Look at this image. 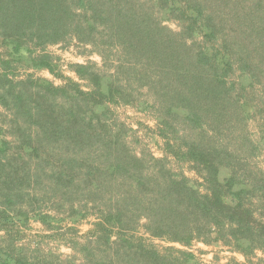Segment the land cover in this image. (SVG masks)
I'll list each match as a JSON object with an SVG mask.
<instances>
[{"label":"trees","instance_id":"1","mask_svg":"<svg viewBox=\"0 0 264 264\" xmlns=\"http://www.w3.org/2000/svg\"><path fill=\"white\" fill-rule=\"evenodd\" d=\"M58 44L102 65L66 75ZM119 106L157 120L162 156L134 149ZM260 118L264 0H0V264H35L20 245L31 219L91 215L69 263L198 264L196 242L264 263V125L248 133Z\"/></svg>","mask_w":264,"mask_h":264},{"label":"rangeland","instance_id":"2","mask_svg":"<svg viewBox=\"0 0 264 264\" xmlns=\"http://www.w3.org/2000/svg\"><path fill=\"white\" fill-rule=\"evenodd\" d=\"M168 24L177 29V25L172 22ZM49 50L61 57V68L66 75L75 77V74L68 70V64L70 62H86L92 60L99 65H102V59L98 54H84L80 53L81 48H77L74 44L64 46L61 44L52 45ZM37 76H44L52 79L56 84H61L62 80L53 76L48 70H32ZM25 72H22L24 74ZM117 118L124 121L131 129L129 140L132 142L134 149L138 152L141 149H148L155 156H162L164 147V139L157 132V120L150 114L142 110L135 109L131 106H119L114 107ZM264 125V118H260V121L250 120L248 122V133L252 138L259 136V129ZM255 161L264 167V149L260 151L255 157ZM188 175L194 176L192 172L186 171ZM96 221V217L91 215L86 219L81 220L78 223H74L70 220H64L59 226L53 229L46 228L42 222L31 219L27 228L22 229L23 239L20 245L26 248V255L28 256L29 263L35 264H83L82 256L77 253L75 257L71 258L69 263L68 257L74 253V250L66 245V240L71 237H76L79 241L83 242L85 235L93 228V224ZM74 227L76 232L73 233L71 228ZM131 235L137 238H142L147 243L154 244L158 249L163 250L169 245L175 247L185 248L178 243H169L167 241L150 237L145 231L140 228L135 230ZM196 242L190 248H187L194 252L198 257V264L202 263L201 247ZM207 245V244H206ZM222 252L226 251L224 249ZM220 252V251H219ZM214 253L212 250L205 253L206 255ZM213 256V255H212ZM223 258L225 254L222 255ZM211 261V259H208ZM212 264V263H211Z\"/></svg>","mask_w":264,"mask_h":264},{"label":"crops","instance_id":"3","mask_svg":"<svg viewBox=\"0 0 264 264\" xmlns=\"http://www.w3.org/2000/svg\"><path fill=\"white\" fill-rule=\"evenodd\" d=\"M201 247L202 253H207L208 251H213L214 253H208L207 257L211 259L212 264H228L230 260L235 259L239 262H246L247 258L242 255L241 253L234 252L231 249H229L226 246L223 245H206L204 243H198ZM224 249L226 251L222 252L221 250ZM220 251V252H219ZM223 254H225L223 258ZM213 255V256H212ZM263 254L259 251L257 252L256 256L251 258V261L248 264H264L260 262V259L262 258Z\"/></svg>","mask_w":264,"mask_h":264},{"label":"built area","instance_id":"4","mask_svg":"<svg viewBox=\"0 0 264 264\" xmlns=\"http://www.w3.org/2000/svg\"><path fill=\"white\" fill-rule=\"evenodd\" d=\"M200 256H201L200 260H202V263H200V264H211V262L208 260L209 257H207L206 254L201 253Z\"/></svg>","mask_w":264,"mask_h":264}]
</instances>
